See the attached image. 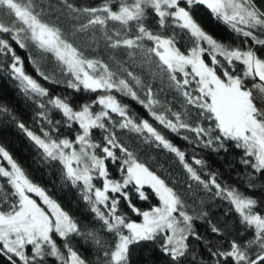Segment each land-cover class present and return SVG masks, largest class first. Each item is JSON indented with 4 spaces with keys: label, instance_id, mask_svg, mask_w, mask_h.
Wrapping results in <instances>:
<instances>
[{
    "label": "snow or ice",
    "instance_id": "1",
    "mask_svg": "<svg viewBox=\"0 0 264 264\" xmlns=\"http://www.w3.org/2000/svg\"><path fill=\"white\" fill-rule=\"evenodd\" d=\"M201 7L235 44L206 30L195 15ZM2 34L29 52L40 79L70 91L53 94L28 74ZM32 50L55 61L52 73ZM132 67L166 87L145 83ZM0 70L36 105L37 128L5 105L0 113L83 205L79 214L62 205L0 143V257L7 264H133V249L144 243L163 264H264V96L254 95L264 93V0H0ZM229 143L242 153L237 179L259 196L218 170L205 173L211 166L195 149L227 152ZM153 145L174 154L186 181L158 173L140 155ZM133 196L156 203L144 209ZM217 200L229 205L224 216L236 217L223 227L210 219ZM197 222L208 224L209 235Z\"/></svg>",
    "mask_w": 264,
    "mask_h": 264
},
{
    "label": "trees",
    "instance_id": "2",
    "mask_svg": "<svg viewBox=\"0 0 264 264\" xmlns=\"http://www.w3.org/2000/svg\"><path fill=\"white\" fill-rule=\"evenodd\" d=\"M42 2L47 6L49 3L52 5L56 4V0H42ZM259 3V0H258ZM196 18L203 24L206 30L212 32L214 35L220 38L232 39L233 44L236 43V40L232 38V34L222 25L218 24L212 19L208 11L204 8H199L195 12ZM4 39L9 40V43L15 49L16 54L19 55L24 61L25 71L32 75L34 78L38 79L45 87H48L53 94L62 93L66 90L63 85H54L51 82H45L40 79L34 69L33 64L29 60V52L27 50L20 49L14 41H11L8 34H2ZM243 42L241 41V45ZM249 44L251 41L249 40ZM31 55L35 58L48 73L53 72L55 61L50 58L44 60L40 59V54L38 50H32ZM11 58L9 57L8 63L10 64ZM7 67V64L5 65ZM137 75H140L145 83H152L154 87H166V81L164 85H161L160 81H152L151 78L147 75L145 70H142L139 67H132ZM55 77L60 78L59 70L56 69ZM167 98L172 100V95L166 93ZM79 99V97H78ZM123 103L130 105L131 109L135 111L139 116L143 118L150 119L148 117L145 109L137 104L131 99L124 98ZM180 101L177 100L174 103V107H179ZM0 104L5 105L10 112L19 120L22 121L32 130H36L37 124L34 121L33 117L36 113V105L32 100L27 99L22 91L19 89L18 82L11 77L7 71L0 70ZM165 134L181 147L182 150H186L187 156L190 157L193 154V146L187 144L185 141L179 139L175 134L168 133L165 130ZM129 137L135 136V134L129 133ZM0 143H3L13 157L20 163L34 182L40 184L49 191L50 194L54 195L55 198H58L59 201L65 207H71L73 211L82 209L83 205L80 204L78 199V194L73 189H62L60 187V179L58 173L54 169L44 167L36 159L37 153L33 144L29 141L26 134L20 130L16 123L11 120L9 116L4 113H0ZM195 152L198 157H203L210 164L211 168L205 169V173L209 170H218L222 175L221 179L227 183L238 185L241 190L248 191L257 196L260 195V192H253L251 189H244L243 183L237 179V173H242L244 168L241 164L237 163L238 157L242 154L241 150H238L232 146L231 143L228 144V151H221L219 153L213 152L210 150H205L201 148H196ZM142 157L149 158L151 161V166L154 170H157L158 173L161 171H166L170 173L173 179H178L180 181L187 180V174L185 173L182 165L179 163L178 159L174 154L168 153L162 148H156L155 145L150 148L145 147L144 150L140 153ZM198 167V166H197ZM194 183V182H193ZM146 192L150 193V189H145ZM133 202L137 204L138 207L147 209L150 204L156 203V200L150 199L148 202L138 201L135 196L132 197ZM229 205L226 202L217 200L215 204L209 206L210 219L213 223H216L218 226L223 227V222H230L235 220V215L231 214L224 216L223 213ZM77 214L79 212L77 211ZM133 219L136 217L133 215ZM197 227L200 232L209 235L208 233V224L205 222H197ZM231 235V234H230ZM250 235V233H249ZM214 239H220V237H213ZM237 239H246L247 237H235ZM195 243V241H193ZM85 252V255H88L89 252L87 249H82ZM203 255H207L201 250ZM133 264H163L164 257L161 256L159 251L151 244L144 243L138 248L133 249ZM0 264H7V262L0 257ZM50 264L53 262L50 261Z\"/></svg>",
    "mask_w": 264,
    "mask_h": 264
},
{
    "label": "rangeland",
    "instance_id": "3",
    "mask_svg": "<svg viewBox=\"0 0 264 264\" xmlns=\"http://www.w3.org/2000/svg\"><path fill=\"white\" fill-rule=\"evenodd\" d=\"M249 83L251 84L252 81H249ZM254 95L264 96V93H261V92H259L258 90H256V91L254 92ZM4 163H5V166H7V165H6V162H4Z\"/></svg>",
    "mask_w": 264,
    "mask_h": 264
}]
</instances>
